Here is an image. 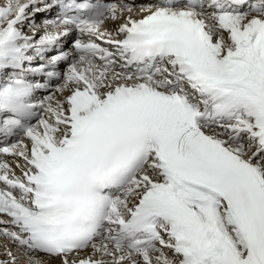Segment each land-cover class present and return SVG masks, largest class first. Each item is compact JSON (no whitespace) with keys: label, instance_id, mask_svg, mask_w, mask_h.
<instances>
[{"label":"snow or ice","instance_id":"obj_1","mask_svg":"<svg viewBox=\"0 0 264 264\" xmlns=\"http://www.w3.org/2000/svg\"><path fill=\"white\" fill-rule=\"evenodd\" d=\"M53 259L264 264V0H0V264Z\"/></svg>","mask_w":264,"mask_h":264},{"label":"bare ground","instance_id":"obj_2","mask_svg":"<svg viewBox=\"0 0 264 264\" xmlns=\"http://www.w3.org/2000/svg\"><path fill=\"white\" fill-rule=\"evenodd\" d=\"M37 22H39V20ZM106 26L109 27V28L113 27V25L110 24V23L107 24ZM25 31H27V28L25 29ZM21 264H24V262L22 261ZM50 264H58V261L53 259V260L50 261Z\"/></svg>","mask_w":264,"mask_h":264}]
</instances>
